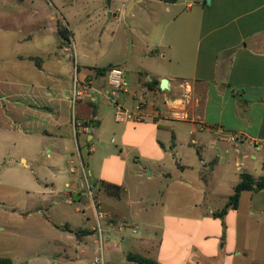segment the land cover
<instances>
[{
  "label": "crops",
  "instance_id": "crops-1",
  "mask_svg": "<svg viewBox=\"0 0 264 264\" xmlns=\"http://www.w3.org/2000/svg\"><path fill=\"white\" fill-rule=\"evenodd\" d=\"M148 1L163 5L169 19L164 25L166 34L147 42L144 53L168 67L157 75L145 73L142 77L139 72L134 83L118 64L86 65L85 60L93 59L88 51H81L77 59L73 55L70 68L67 59L71 54L61 48L58 33L60 25L73 38L64 16L59 15L61 19L53 24V16L34 13L31 16L37 26L24 31L9 24V30L0 31V52L4 54L0 57V187L28 192L31 179L41 181L32 166L45 158L49 166L43 169L52 181L49 192H60L56 183H63L67 189L72 187L74 200H80L84 195L82 177L72 168L68 176L61 175L63 164L71 163L67 160L74 149L79 153V145L93 139L97 128L90 124L101 123L100 110L114 104L115 119L118 112L128 114L120 120L124 124L122 145L136 149L141 160L132 162L129 181L124 160L111 166L107 163V169L117 167V178L109 170L98 175L86 170L94 177V191L87 185L93 220L87 228L66 227L67 231L75 232L80 240L97 235L98 215L108 233L119 234L122 223L132 225L133 229L126 228L136 234L132 240L104 244L105 264H136L126 259L128 253L158 264H264V220L259 217L264 214V204H255V196L264 190L242 192L238 206L219 217L233 189L222 195L221 204L210 205L218 195L209 179H216V163L228 160L229 142L236 153L238 147H244L241 160L235 158L237 170L251 174L244 160L253 159L264 172V0ZM50 35L56 36L55 45L50 44ZM29 42L34 43L32 52ZM109 65L122 70L125 81L124 89L112 100L106 94L110 92L107 72L96 74ZM74 79L80 89L88 85L93 100L72 103ZM162 79L167 80V90L159 88ZM153 80L156 82L148 85ZM91 103L94 114L88 106ZM182 142L196 146L198 160L179 159L177 146ZM87 148V154L94 152L92 146ZM19 168L25 171L22 177L12 174ZM82 170L85 179L83 164ZM194 175L197 181L192 179ZM261 176L264 174L253 177ZM186 179L198 187L190 188ZM148 180L151 184L146 186ZM101 182L119 186V197L101 190ZM244 197L246 206L242 205ZM0 258L14 264L8 257Z\"/></svg>",
  "mask_w": 264,
  "mask_h": 264
},
{
  "label": "rangeland",
  "instance_id": "rangeland-1",
  "mask_svg": "<svg viewBox=\"0 0 264 264\" xmlns=\"http://www.w3.org/2000/svg\"><path fill=\"white\" fill-rule=\"evenodd\" d=\"M131 4L132 0L129 2L110 0L109 6L106 0H0V31L9 30L7 28L9 24L21 27L24 31L30 29L33 24L37 26L38 21L31 16L34 13L40 17L53 16L55 18L53 24L57 19H61L59 15L64 16L73 33V38L70 36V45L63 40L60 45L64 51L66 47L71 48V44L73 45V52L68 51L71 54V58L67 59L70 68L73 65V55L77 59L81 51H88L86 54L93 59L85 60L86 65L103 67L109 63L118 64L134 83L139 72H142V77L145 73L157 75L164 70V67H168L158 58H152L149 53H144V50L147 42H156L160 36L166 34L164 25L169 15L160 3L157 5L148 0H141ZM48 39L51 45L57 42L54 35H50ZM33 44V42L28 43L30 52L34 51ZM1 46L2 44L0 48ZM3 55L0 52V57ZM159 99L160 102L164 101L163 97ZM111 110H113L112 113ZM114 110V104L100 110L102 112L100 115H103L101 123L90 124V127L97 128L93 139L83 146L80 144V152L74 149L73 157L67 160L71 163L63 164L61 175L68 176L69 169L72 168L77 177H82L84 195L80 200H74L72 187L67 189L63 183H56L60 192L57 190L53 193L49 192L52 189L50 185L52 181H50L51 175L43 169L49 166L45 158L38 160V164L32 166V169L36 171L34 173H37L35 176L41 178V181L31 179L28 192L18 189L6 191L0 187V257H8L14 264H88L92 261L95 248L93 240L97 239V235L80 240L75 232L69 233L66 229V227L87 228L93 220V211L89 207L91 197L88 194L89 186L87 185H90L91 191H94V177L86 170L93 171L95 175L109 170L112 177L117 178L120 174L117 167L114 165L113 169L112 167L107 169V163L111 166L113 163L124 160L128 162V175L125 176L129 181L134 168L132 162L141 160L140 153L136 149L122 145L124 124L115 119ZM188 143L182 142L177 146L179 159L188 160V162L198 160L196 146ZM87 145L92 146L94 152L87 154L85 150ZM232 145V142L226 144L228 160L216 163V179L212 176L209 178L218 195L214 201H210V205H215V201L216 204H221L222 195L231 193L238 171L242 172V168L237 170L235 158L241 160L244 147H238L236 153ZM249 149L251 153L255 151L253 146ZM82 164L86 172L85 179L82 175ZM244 164L251 169L253 176L258 177L264 174L259 171L260 168L257 165H254L253 159L244 160ZM41 170H45V174ZM26 171L28 172L29 169ZM50 171L57 173V170ZM23 172L25 171L20 168L12 170V174H20V177L23 176ZM146 174L148 175V172ZM190 179L184 182L190 188L196 189L198 185ZM192 179L197 181V176L194 175ZM149 180L146 181V186L150 183ZM73 182L74 179H69L71 185ZM43 189L45 190L42 191ZM66 193L71 195L72 199L64 196ZM134 196L135 194L132 195ZM246 202L247 198L244 197L242 205L246 206ZM255 204L257 206L264 204V192L255 196ZM259 217L264 220V214ZM88 219H90L89 222ZM101 228L105 244L121 245L122 239L132 240L136 237V234H132L129 229H122L118 234L117 232L108 233L103 223ZM126 251L132 250L125 249Z\"/></svg>",
  "mask_w": 264,
  "mask_h": 264
},
{
  "label": "trees",
  "instance_id": "trees-1",
  "mask_svg": "<svg viewBox=\"0 0 264 264\" xmlns=\"http://www.w3.org/2000/svg\"><path fill=\"white\" fill-rule=\"evenodd\" d=\"M161 1L168 4L177 2V0H161ZM58 33L63 41L69 40L70 32L65 27L58 25ZM112 68L113 66L109 65L105 68L97 69L96 74L103 76L106 72H108ZM155 82L156 81L153 80L149 82L148 85H151ZM88 106L92 108L91 112L92 114H94L93 103L88 104ZM263 168H264V162H263ZM100 189L103 190L106 194L113 197H119L120 195V187L113 184L101 182ZM261 190H264V176L254 179V177L251 174L247 172H241L239 174V180L233 188L232 194L228 196L227 201L225 202L226 204L222 208L220 213H218V216L222 217L228 208L235 209L238 206V202L242 192H259ZM126 259L136 264H158L156 261L150 258L133 253H128L126 255ZM0 264H11V261L6 258H0Z\"/></svg>",
  "mask_w": 264,
  "mask_h": 264
},
{
  "label": "built area",
  "instance_id": "built-area-1",
  "mask_svg": "<svg viewBox=\"0 0 264 264\" xmlns=\"http://www.w3.org/2000/svg\"><path fill=\"white\" fill-rule=\"evenodd\" d=\"M71 38V37H70ZM64 40L63 42L65 43H69V41L71 42V40ZM73 45L71 44V48L70 47H66L65 50L66 51H72L73 52ZM106 82H107V86L110 88V92H107V98H109L110 100L113 99L114 96H116V94L123 90L125 87V81H124V77H123V72L122 70H120L119 68H112L110 69L106 74ZM89 87L88 85H83L82 89L79 88V84L77 82L76 79H74L73 81V89H72V94H71V101L72 103H76L78 100L83 99V98H89L90 100H93V96L92 94H90L89 92ZM118 109H120L118 107ZM126 117H128V114L126 113H120L118 112L116 115V119L119 120H125ZM231 140H234V138H231ZM88 187V186H87ZM89 191V188H87ZM90 193V191H89ZM91 194V193H90ZM102 218L101 215H98L97 218V225L95 228V231L97 233V239L95 242V250H94V257L92 259L91 264H105V260H104V244L105 241L103 240V230L101 228V224H100V219ZM121 229H126V228H130L133 229L132 225H129L128 223H122L120 226Z\"/></svg>",
  "mask_w": 264,
  "mask_h": 264
},
{
  "label": "water",
  "instance_id": "water-1",
  "mask_svg": "<svg viewBox=\"0 0 264 264\" xmlns=\"http://www.w3.org/2000/svg\"><path fill=\"white\" fill-rule=\"evenodd\" d=\"M137 0H133V4L136 2ZM206 2L208 3L209 2V0H206ZM106 4H107V6H109L110 5V0H106ZM159 88L161 89V90H167L168 89V84H167V80L166 79H162V80H160V82H159ZM87 146H85V150H86V153H87Z\"/></svg>",
  "mask_w": 264,
  "mask_h": 264
}]
</instances>
